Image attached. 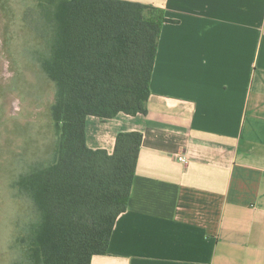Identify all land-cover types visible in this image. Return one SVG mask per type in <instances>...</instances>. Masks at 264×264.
<instances>
[{
    "label": "crops",
    "instance_id": "0c3cea01",
    "mask_svg": "<svg viewBox=\"0 0 264 264\" xmlns=\"http://www.w3.org/2000/svg\"><path fill=\"white\" fill-rule=\"evenodd\" d=\"M121 1L174 22L147 113L86 118L92 150L142 134L127 209L90 264H264V0Z\"/></svg>",
    "mask_w": 264,
    "mask_h": 264
},
{
    "label": "trees",
    "instance_id": "16d2710c",
    "mask_svg": "<svg viewBox=\"0 0 264 264\" xmlns=\"http://www.w3.org/2000/svg\"><path fill=\"white\" fill-rule=\"evenodd\" d=\"M26 65L54 87L48 142L14 161L8 191L22 216L13 264H90L105 255L126 211L142 142L120 132L114 150L86 144L88 116L145 115L162 9L121 0H23L15 25ZM15 214V217L17 216Z\"/></svg>",
    "mask_w": 264,
    "mask_h": 264
},
{
    "label": "rangeland",
    "instance_id": "374dc122",
    "mask_svg": "<svg viewBox=\"0 0 264 264\" xmlns=\"http://www.w3.org/2000/svg\"><path fill=\"white\" fill-rule=\"evenodd\" d=\"M23 0H0V264H13L10 248L21 231L24 218L8 191L9 179L15 174L14 163L23 151L27 156L48 142V108L54 98L53 85L22 57L19 36L5 35L6 13L15 25L20 22ZM15 214L17 215L15 217Z\"/></svg>",
    "mask_w": 264,
    "mask_h": 264
},
{
    "label": "built area",
    "instance_id": "2783aa9c",
    "mask_svg": "<svg viewBox=\"0 0 264 264\" xmlns=\"http://www.w3.org/2000/svg\"><path fill=\"white\" fill-rule=\"evenodd\" d=\"M178 160H179L180 162L186 163V160H185V158H183V157H178Z\"/></svg>",
    "mask_w": 264,
    "mask_h": 264
}]
</instances>
